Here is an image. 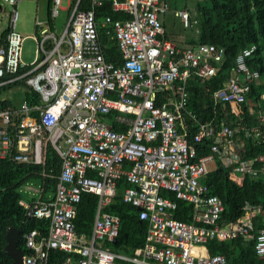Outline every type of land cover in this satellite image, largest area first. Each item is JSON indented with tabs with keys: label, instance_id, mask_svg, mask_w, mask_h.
<instances>
[{
	"label": "built area",
	"instance_id": "built-area-1",
	"mask_svg": "<svg viewBox=\"0 0 264 264\" xmlns=\"http://www.w3.org/2000/svg\"><path fill=\"white\" fill-rule=\"evenodd\" d=\"M20 1L0 0L9 7L0 86L22 82L39 104L24 100L20 108L0 110V159L43 168L48 146L60 158L50 199H43V182L20 188L24 219L49 222L46 235L22 234L23 264H47L50 250L71 254L75 249L79 257L64 264H227L223 255L198 253L196 246L239 237L254 240V252L264 261V227L255 230L253 224L260 208L247 204L242 217L221 223L224 205L202 182L217 161L236 178L264 173V154L242 160L234 149L236 132L256 133L258 127L248 130L238 122L234 128L226 123L216 128L187 108L188 78L214 76L224 50L208 44L179 47L165 37L160 16L172 12L184 28L195 23L168 0H67L66 8L61 0H48L45 21L36 14L40 36L28 66L20 62L22 37L15 29ZM107 3L119 18H97L96 11ZM59 10L66 21L57 35L50 30ZM102 37L115 41L120 63L105 59ZM252 50L237 57L236 74L213 94L217 103H253L247 94L258 73L245 64ZM256 119L264 124V113L257 112ZM180 130L193 131L191 142ZM198 144H209V151L199 156ZM40 176L48 175L42 171ZM121 178L129 184L122 201L147 223L144 244L132 256L108 248L117 241L120 219L105 208ZM83 193L98 197L87 240L74 229ZM178 200L192 204L190 223L172 217Z\"/></svg>",
	"mask_w": 264,
	"mask_h": 264
},
{
	"label": "trees",
	"instance_id": "trees-1",
	"mask_svg": "<svg viewBox=\"0 0 264 264\" xmlns=\"http://www.w3.org/2000/svg\"><path fill=\"white\" fill-rule=\"evenodd\" d=\"M173 9L186 10L193 23L185 31L183 43L186 46L199 44L214 45L224 50L223 57L215 63L216 74L208 79H200L191 75L187 80L188 105L187 108L195 113L200 121L212 122L217 128L221 123L229 124L232 128L239 122L248 130L258 127V131L248 132L239 130L235 133V152L242 160L254 159L264 154V124L256 119L257 112L264 113V0H168ZM112 15L119 18V14L110 10L109 4H104L96 11L97 18L102 15ZM163 26L166 28L165 23ZM166 30V29H165ZM7 28L0 33V47L6 45ZM165 37L169 38L167 34ZM106 45L104 56L107 61L120 63V55L114 40L102 37ZM170 39V38H169ZM171 40V39H170ZM181 47V46H180ZM185 47V46H182ZM253 47L251 53L245 57V64L251 71L258 73V79L250 83L247 99L257 103L245 101L239 105L217 103L213 94L222 88L226 81L236 74L237 57ZM22 86L25 89L24 100L29 105H38V96L26 88L22 82H15L0 86V96L6 89ZM23 100V101H24ZM252 106V113L249 107ZM258 106V107H257ZM14 108L7 99L0 98V110ZM257 107V108H256ZM191 142L190 134L182 131ZM197 147L198 155L209 151V144ZM48 175L44 179L40 173ZM60 172V158L48 146L45 155L44 167L31 164L16 163L10 159H0V264H9L10 258L3 252L6 245L5 234L7 228L19 231V248L25 251L22 234L37 230L41 235L48 232V220L31 218L24 219V210L19 200L24 198L20 192L26 182H43L46 201L54 194L57 176ZM210 192L219 197L224 205L221 214V223L235 222L245 213L244 207L249 204L259 207L260 211L253 219L255 230L264 227V173L257 177L245 176L236 178L220 161L214 169L203 177ZM129 186L125 178L116 182V194L105 211L116 215L120 219L119 235L115 244H110V250L117 254L132 256L134 251L141 248L145 241L147 223L139 220L137 210L130 204L122 201V194ZM167 197L174 199L169 193ZM98 197L91 193H83L76 205L77 215L74 219V229L77 235L89 238L96 213ZM192 204L186 201H177V209L172 217L190 223L192 220ZM210 255H223L227 264H264L254 252V240L239 237L228 241H209L206 243ZM78 249L71 254L60 250H50L47 264H64L66 260L78 258Z\"/></svg>",
	"mask_w": 264,
	"mask_h": 264
},
{
	"label": "rangeland",
	"instance_id": "rangeland-1",
	"mask_svg": "<svg viewBox=\"0 0 264 264\" xmlns=\"http://www.w3.org/2000/svg\"><path fill=\"white\" fill-rule=\"evenodd\" d=\"M48 0H21L18 4V18L16 21V31L21 35L22 42L20 45V62L25 65H32L35 59L36 40L35 37H39V28L35 25V18L38 9V18L41 21H45L43 18L47 12ZM0 6L5 12L0 10V32L7 27L6 12L9 11V7L0 2ZM61 7H67V0H61ZM160 19L166 25L167 36L176 43L179 47L186 46L183 43L186 35L183 31V26L177 17H174L173 13H167L164 16H160ZM55 24L50 31L57 35H60L63 25L66 21V13L63 10H59L58 16L55 18ZM25 89L22 86H14L6 89L2 92L0 98L9 100L15 108H20L24 100ZM216 163L211 164L208 168L214 169Z\"/></svg>",
	"mask_w": 264,
	"mask_h": 264
},
{
	"label": "water",
	"instance_id": "water-1",
	"mask_svg": "<svg viewBox=\"0 0 264 264\" xmlns=\"http://www.w3.org/2000/svg\"><path fill=\"white\" fill-rule=\"evenodd\" d=\"M5 240L6 245L4 246L3 252L10 258L9 264H23L24 252L18 246L19 231L15 228H7Z\"/></svg>",
	"mask_w": 264,
	"mask_h": 264
},
{
	"label": "crops",
	"instance_id": "crops-1",
	"mask_svg": "<svg viewBox=\"0 0 264 264\" xmlns=\"http://www.w3.org/2000/svg\"><path fill=\"white\" fill-rule=\"evenodd\" d=\"M48 2V1H47ZM0 10L2 11V12H5L4 11V9H2V8H0ZM37 13H38V9H37ZM7 28V27H6ZM5 28V29H6ZM4 29V30H5ZM2 32V31H1ZM0 32V33H1ZM169 39V38H168ZM84 237V236H83ZM86 240L88 239L87 237H84ZM108 248L110 249V246H108ZM198 253L199 252H201V253H208V250H207V247H206V244L205 245H198V246H196V249H195ZM129 256V255H128Z\"/></svg>",
	"mask_w": 264,
	"mask_h": 264
},
{
	"label": "bare ground",
	"instance_id": "bare-ground-1",
	"mask_svg": "<svg viewBox=\"0 0 264 264\" xmlns=\"http://www.w3.org/2000/svg\"><path fill=\"white\" fill-rule=\"evenodd\" d=\"M119 54V53H118ZM106 58V57H105ZM115 63V62H114Z\"/></svg>",
	"mask_w": 264,
	"mask_h": 264
}]
</instances>
